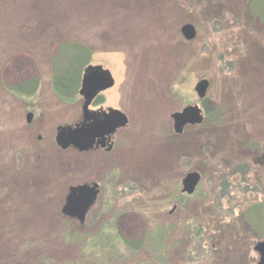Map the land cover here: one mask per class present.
<instances>
[{"label":"rangeland","instance_id":"1","mask_svg":"<svg viewBox=\"0 0 264 264\" xmlns=\"http://www.w3.org/2000/svg\"><path fill=\"white\" fill-rule=\"evenodd\" d=\"M188 23L197 31L190 40L181 31ZM257 25L264 0H0V264H41L44 250L53 264L79 256L83 242L71 233L94 223L73 220L72 232L59 218L70 189L94 181L103 202L90 220L121 211L116 226L132 242L144 238L149 217L153 228H169L165 247L153 237L164 255L154 264H255L254 240L264 237V26ZM73 43L89 45L93 65L112 78L107 104L131 120L110 155L54 140L56 127L80 113L79 95L61 101L50 80L80 51ZM23 84L28 95L15 94ZM200 96L211 101L206 121H185L175 133L174 112ZM195 170L197 190L181 193ZM22 246L27 253L12 258ZM116 255L131 257L122 245Z\"/></svg>","mask_w":264,"mask_h":264},{"label":"trees","instance_id":"2","mask_svg":"<svg viewBox=\"0 0 264 264\" xmlns=\"http://www.w3.org/2000/svg\"><path fill=\"white\" fill-rule=\"evenodd\" d=\"M251 7H253V4ZM154 9L156 10L155 13L161 12L159 11L161 7L159 8L155 7ZM257 26H264V25H257ZM64 44L65 43H63V45ZM73 45L75 47L76 46L80 47V51L75 52L74 56L71 57L70 61L68 60L69 64L63 65L59 70H55L53 68L54 69L53 74H51L50 76L51 85L53 86L54 90L57 93H59L60 96L64 98V101H69V102L76 101L79 95L81 84L85 77L86 68L93 65V63L90 60L92 50L90 49L89 45L83 44V46H80L79 43H73ZM55 57H53V59ZM40 80L34 81L36 88L32 87V90H31L32 92H29V95L34 94L36 89L39 88L38 85L40 83L39 82ZM24 87H25L24 84L14 86V88L17 89L15 94H19L21 92L24 93L26 90ZM25 95H28V93ZM199 98L201 101L200 104L208 112L209 110L208 106L211 104L210 99L207 96H200ZM200 104L195 103V104H189V105L197 106ZM205 119L207 118L202 116L201 121L202 122L206 121ZM176 133H177V130H176ZM249 142L250 141H246L244 143L248 144ZM255 143L257 144V142ZM258 150L260 152L262 151L264 152L263 144H261V146L258 147ZM48 198H51V197L50 196L45 197V199H48ZM141 209L143 211L145 210L144 208H141ZM119 214H122L121 211L120 212L115 211L113 212V214H111V217L107 219L101 218V215H100V217L95 222L90 220L88 215H87V218L83 221L77 220V222L79 224H82L83 226L86 224L94 223L91 226L89 225L90 229H87L86 231L85 227H84V230L80 227L79 228L72 227L73 225L70 222L73 220H76V218L61 212L60 214L61 217L59 218V221L63 222L62 216H63V219H65L64 220L65 223L63 227L61 226V228H63L64 230H70V231L76 228V232L78 234L72 231L73 233H71L70 239L74 237L73 238L74 241L83 242L81 251L78 254L79 256H75L69 259L68 264L70 263L71 264H141V263H146V262H150L154 264L155 263L154 256L156 258L158 256L164 257V255L161 252V249L154 247L153 237L156 236L157 238H159L158 239L159 242L162 244V246L165 247V245L168 243L167 238L169 237V234H168L169 228L167 226L165 225L162 226L160 224V226L153 228V221L151 217L148 216L149 219L147 222H151V223L148 224L149 226H147L146 235L144 234V238H142L140 241L132 242L131 240H128L124 236H122L118 230V227L116 226V223H117L116 216H118ZM80 231H83V232L80 233ZM39 244L40 243H37V245L33 244L35 248L33 246L32 249H40V247L38 246ZM120 245H122V248L125 247L129 249V254L131 255V257L129 258L128 261L124 262L123 260L119 261L117 259L116 254H117V251ZM18 246L19 244L16 245V248ZM143 250H146L147 252H149L148 257L147 255L138 256L139 254H141ZM17 253L18 254L27 253L26 247L24 248V246H22L21 248H19V251L16 252V254ZM16 254L12 255L11 257L18 258L19 255L18 254L16 255ZM31 256H33V254H31ZM54 259L56 258H54V255H52V253L46 252L44 250L41 256V261H42L41 264H53Z\"/></svg>","mask_w":264,"mask_h":264},{"label":"flooded vegetation","instance_id":"3","mask_svg":"<svg viewBox=\"0 0 264 264\" xmlns=\"http://www.w3.org/2000/svg\"><path fill=\"white\" fill-rule=\"evenodd\" d=\"M111 83L112 78L110 74L101 65H94L86 68L85 77L79 90V105H81L80 113L77 116V120L75 122L63 126L59 124L56 127V134L54 136V140L57 147L64 149L66 148L65 144L69 143V145H72L79 151H92L96 153L110 155L115 150V148L119 146L118 140L121 137V131L130 124L131 120L128 113L124 109L114 108L107 104L104 91H106V88H108ZM84 86L91 87V91H87L88 93L90 92L91 94L92 91L95 92L91 100L87 101L84 96L81 95V90ZM55 94H58L57 97L61 101H64V98L60 96L59 93L56 92ZM205 111L206 109H204L203 107L188 106L187 108L183 109L179 114L174 112L173 131L176 133L177 126L182 127L185 121H201V114L203 112L205 113ZM30 112L33 113V111ZM70 127L71 130H69ZM104 175L107 177V179H111L110 173L107 174L106 172ZM72 189H76V192H78L80 195H82V197L86 198L87 200L86 205L88 209L86 211H82V213L84 214V218L82 220L80 219L81 214L78 216H73L77 220L83 221L87 218V215L93 211L97 204L103 202L102 199H99L102 191L101 186L97 181H94L90 183L85 182L83 184H78L77 186L71 188L70 192L72 191ZM70 192L68 196L70 195ZM181 193L189 194L187 192H184L183 188L181 189ZM67 198L61 208L62 213H64ZM107 203L108 200H105L103 206H106ZM177 205L178 203H174L173 207L168 211L169 215L172 216V213L176 210ZM107 207L110 208L111 206ZM106 208H103V211H105ZM160 214L161 210L158 215ZM245 230L250 231L253 235L257 234L254 226L251 224H249V228L245 226ZM254 241L255 251L258 256L257 258L253 256L252 262L255 264H259L260 253L256 250V246L258 243L264 241V237L255 239Z\"/></svg>","mask_w":264,"mask_h":264},{"label":"water","instance_id":"4","mask_svg":"<svg viewBox=\"0 0 264 264\" xmlns=\"http://www.w3.org/2000/svg\"><path fill=\"white\" fill-rule=\"evenodd\" d=\"M181 31L183 35L189 40L195 38L197 34L196 27L191 23L185 24L182 27ZM89 90L91 91V87H87V86H84L81 90V95L84 96V98L87 101L91 100V98L95 94L94 91H92L91 94L90 92L88 93L87 91ZM33 115L34 114L32 112L28 113L27 115V121L29 123L32 121ZM69 130H71V127L69 128ZM67 145H69V143L65 144V146ZM200 180H201V173L199 171L189 172L182 181L183 191L189 194L194 193ZM86 203H87L86 198L82 197V195L76 192V189H72L70 195L67 198V203L64 208V213L72 217L81 214L80 219L82 220L84 218V214L82 213V211H86L88 209ZM256 250L260 253L259 264H264V241L257 244ZM141 264H152V263L146 262Z\"/></svg>","mask_w":264,"mask_h":264}]
</instances>
